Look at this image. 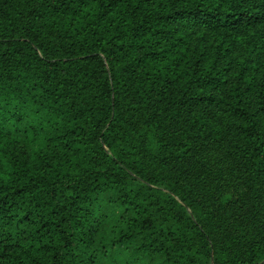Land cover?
Wrapping results in <instances>:
<instances>
[{"label": "trees", "instance_id": "trees-1", "mask_svg": "<svg viewBox=\"0 0 264 264\" xmlns=\"http://www.w3.org/2000/svg\"><path fill=\"white\" fill-rule=\"evenodd\" d=\"M0 264H264V0H0Z\"/></svg>", "mask_w": 264, "mask_h": 264}]
</instances>
